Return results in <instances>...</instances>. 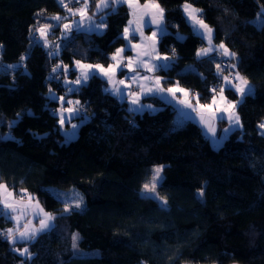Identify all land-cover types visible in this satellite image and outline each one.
Segmentation results:
<instances>
[{
	"label": "trees",
	"instance_id": "1",
	"mask_svg": "<svg viewBox=\"0 0 264 264\" xmlns=\"http://www.w3.org/2000/svg\"><path fill=\"white\" fill-rule=\"evenodd\" d=\"M96 1H89L90 16ZM156 2L170 33L159 40L158 52L171 57L175 48L176 56L171 67L155 74L164 87L178 81L199 94L200 103H209L211 89H218V57L196 58L205 43L183 14L187 2L214 29L213 44L223 42L235 53L224 59L254 90L236 109L240 128L222 147L212 148L195 123L177 127L175 109L156 96L146 97L155 111L133 113L95 76L68 93L69 100L80 102L74 119L81 122L67 140L54 113L57 103L48 97L66 95L63 68L59 79L48 73L62 63L72 79L75 60L109 62L123 46L128 9L119 4L107 10L102 35L74 31L62 41L57 24L47 37L61 49L50 56L35 29L53 24V14H66L59 0H0V42L9 46L5 66L0 65V183L15 196L26 190L56 217L52 228L30 242L13 246L0 235V264H264V136L258 132L264 121V0ZM177 34L185 39L178 41ZM13 62L17 66L10 69ZM186 65L191 68L184 71ZM224 95L239 100L231 89ZM9 133L12 138L5 139ZM157 166H163V180L155 192L165 206L143 193ZM49 186L77 188L84 195L83 209L61 213L62 203L45 189ZM197 191H203L201 199ZM12 226L0 216V232ZM25 247L30 258L17 251Z\"/></svg>",
	"mask_w": 264,
	"mask_h": 264
},
{
	"label": "snow or ice",
	"instance_id": "2",
	"mask_svg": "<svg viewBox=\"0 0 264 264\" xmlns=\"http://www.w3.org/2000/svg\"><path fill=\"white\" fill-rule=\"evenodd\" d=\"M59 3L67 9L70 16L79 15V20H73L71 23H64L61 30L62 41H69L72 33H94L97 35L103 34V28L106 26V12L111 8L115 11V7L121 3H127L131 10V15L134 19L129 20V26L124 28L123 39L128 42V45L122 48H117L115 53L111 56L113 63H109L107 67L97 63L89 64L82 63L81 60H75L74 64L76 70L80 75L77 76L75 81H68L67 75L71 71L68 65L57 64L52 72L56 75H60V69L63 68V75L65 77V83L70 85H84L87 81L95 76L106 78L110 88H106L105 91L109 92L113 96L119 97L121 100L127 98L131 105L129 111L133 113L142 112L145 109H152L151 105H145L141 103L142 97L159 95L161 99L171 98L179 106L177 127L182 125L186 119H195L198 117V123L207 129L208 133H211L210 140L214 147L219 149L222 147L223 142L227 139L228 133L233 128L240 126V117L236 111L238 105L243 102L244 98L253 94V88L249 84L248 80L240 75L238 71L230 72L228 75L223 76L224 84L220 85L219 89L213 88L211 100L209 103H200L199 94L193 95L190 90L180 86L177 81L175 85L165 88L163 86L164 81L160 76H156L155 73L160 70L168 69L171 67V62L176 56L175 48L172 50V56H161L158 52L159 40L169 35L167 25L165 23L164 9L156 2V0H147V2L140 6L138 0H98L96 3V11L91 16L87 14L89 0H82V7L73 10L69 7V3L72 0H59ZM183 11L189 22H191L193 34L198 36L201 41H207V47H201L196 50V58L198 60L208 57L211 58L213 52H220L225 57H235V53L229 51L223 42L219 45L213 44L214 29L205 23L202 18L201 10L194 8L191 4L185 3L183 5ZM264 11V10H262ZM101 12H105L104 16H101L99 21L94 19L95 16ZM145 16H150V22L145 21ZM67 17L54 16L51 19L54 21H62ZM135 25V27H132ZM150 25H155V30L152 31L151 36H145L144 29ZM58 25L45 23L40 25L35 31L39 32L40 38L44 40V47L54 49L49 52L50 56H58L60 53L61 45H51L47 41V36L51 29ZM136 34L140 36V43H132V37ZM178 41H183L185 38L176 35ZM130 45L131 49L135 52V55L127 58V64H124V56L126 48ZM66 46V45H65ZM23 59V57L21 58ZM14 67V66H13ZM122 67H127L130 73H134L128 79L131 83H126L125 80H115L117 71ZM233 69L236 65H231ZM143 68L146 73L152 75H141L139 69ZM191 68V66H189ZM217 75H222L224 68L221 64H216ZM56 75L52 78L55 79ZM135 85L139 88V91L132 90V86ZM123 86V87H120ZM231 88L235 90V93L240 97L237 101H229L224 95L226 89ZM128 89V95L125 97L124 91ZM78 88L69 87L68 92L78 91ZM51 94V92H50ZM179 94V95H178ZM54 97V94H51ZM61 107L57 110L59 115V125L63 128L66 121H69L80 115L81 106L80 102L73 100H65L64 96L59 98ZM193 99L195 103H193ZM65 103L69 105L65 107ZM192 113L196 114V117H192ZM67 114V115H65ZM227 118L229 127L224 129V134L220 137L216 135L215 121ZM78 127L73 125V130ZM261 129H264V123L259 125ZM264 134V133H262ZM67 135V133H66ZM5 139H11V133H9ZM163 166H157L153 168V174L151 179V185L145 183L143 190L147 193H155L156 188L160 181L163 180L161 172ZM64 194L57 193L56 198L60 199V196ZM200 196H203V191L200 192ZM64 213H69L74 209H80L83 206V197L78 193L71 199H65L64 201ZM31 215L34 219L39 220V227L32 225V220L27 219ZM0 216L6 220L15 222L14 228H9L6 232H0V235H6L7 240L13 246L18 240L20 241H33L37 236L52 228L55 216L46 212L41 206L38 200L35 199L26 190L20 196L19 201L14 199L13 193L8 191L5 184L0 183ZM78 235L73 234L72 240L73 249L77 248ZM22 257L30 258L31 254L27 247L17 250Z\"/></svg>",
	"mask_w": 264,
	"mask_h": 264
},
{
	"label": "crops",
	"instance_id": "3",
	"mask_svg": "<svg viewBox=\"0 0 264 264\" xmlns=\"http://www.w3.org/2000/svg\"><path fill=\"white\" fill-rule=\"evenodd\" d=\"M75 0H73V2H74ZM77 1V0H76ZM74 3H76V2H74ZM146 3V2H145ZM145 3H140V2H138V4L140 5V6H143ZM121 4H124L126 7H127V9H128V12H129V18H128V20L126 21V25L123 27V29H122V32H121V35H122V38H123V32H124V28L125 27H127V26H129V20H131V19H134V17L131 15V10L129 9V7H128V5H127V3H121ZM78 5V6H77ZM184 5V4H183ZM70 8H72L73 10H75V9H78V8H81L82 7V1L81 2H79V3H77L74 7H72V6H69ZM181 9L183 10V6L181 7ZM183 14H184V16H185V13H184V11H183ZM89 15V14H88ZM63 17H67L66 19H64V20H69V19H71V18H79L80 19V16L77 14V15H75V16H70V14H69V12L67 11V9H66V14H64V16ZM185 18H186V16H185ZM150 16H145V21H147V22H150ZM186 20H187V18H186ZM63 20L62 21H54V23H53V25H57V24H59V26H61L63 23ZM189 22V21H188ZM189 24H190V26H191V29H192V25H191V22H189ZM132 27H135V25H132ZM155 27V25H150L149 27H145V29H144V34H146V36H151V34H152V29ZM60 29H61V27H60ZM104 29V28H103ZM192 31H193V29H192ZM133 37L135 38V39H133ZM132 37V43H136V44H139V38H140V36H139V34H136L135 36H133ZM204 43H205V46L204 47H207V41H204ZM126 45H128V42L127 41H125L124 39H123V46H120L119 48H122V47H125ZM217 45H219V44H217ZM116 51V50H115ZM115 51L113 52V53H115ZM113 53H111L110 54V58H111V56L113 55ZM196 53V52H195ZM135 55V52L131 49V47H130V45L126 48V50H125V52L123 53V56H124V60H125V65L127 64V58L128 57H132V56H134ZM211 55H213V56H215V57H218V56H222V57H225V56H223L222 55V50H220V52H213ZM104 64H107V63H104ZM139 72H140V74L141 75H152V74H150V73H146L145 71H144V69L143 68H140L139 69ZM132 75H134V73H130L129 71H128V69H127V67H122L120 70H119V73H118V76H119V78H121L122 79V77H131ZM156 75V74H155ZM157 76V75H156ZM223 76L224 75H221V78H220V83L219 84H224V80H223ZM61 76L59 75V78H60ZM62 86L64 87V91H65V77H63L62 79ZM129 80V79H128ZM130 81V80H129ZM131 83V82H130ZM80 86V85H79ZM78 86V87H79ZM77 87V88H78ZM122 87V86H121ZM132 88H134V89H136L137 91H139V88H137L135 85H133L132 86ZM165 88H167V87H165ZM228 89H231V88H228ZM233 92H234V94H236L235 93V90L234 89H231ZM109 93V92H108ZM51 94H54V97L55 98H53V96L51 95ZM51 94L49 93L48 94V97L50 98V99H52L53 101H55L56 103H57V108L55 109V115H56V117H57V123H58V121H59V115L57 114V110L61 107V105H60V101H59V97L61 96V95H59V94H55L54 92H51ZM65 94L67 95L68 94V91H65ZM124 95H125V91H124ZM179 95V94H178ZM237 95V94H236ZM156 96V95H155ZM238 96V95H237ZM116 97V99L117 100H119V101H125L126 102V108L127 109H130V107H131V105L129 104V102H128V100H127V98H125V99H123V100H121V99H119L117 96H115ZM146 97H150V96H145V97H142V99H141V103H143V104H145V102H147L148 101V99L146 98ZM152 97H154V96H152ZM239 97V96H238ZM239 99H240V97H239ZM164 104L166 103V104H168V105H170L172 108H174L175 109V114H174V118L176 119V121L178 120V111H179V106L176 104V102L175 101H172L171 100V98L170 97H168L167 99H160ZM74 101H76V100H74ZM193 102V101H192ZM195 102V101H194ZM193 102V103H194ZM146 105V104H145ZM151 105V104H150ZM64 106H66V105H64ZM152 106V109H154V110H156V108L153 106V105H151ZM145 110H149V109H145ZM142 112H144V111H142ZM137 113H141V112H137ZM65 115H67V114H65ZM192 115V117H196V114L195 113H192L191 114ZM74 118H76V117H74ZM74 118H72L71 120H70V122L69 121H66L65 122V124H64V128L65 129H67L68 130V135H66L64 132V134H65V136L66 137H73V136H75L76 134V130H77V128L79 127V122H81V120H79V121H77V120H75ZM223 121H221V120H217V121H219L218 123H219V126L222 124V125H228L229 124V122H228V120H227V118L225 117L224 119H222ZM188 121H191V122H193V123H195L198 127H200V129H202V131H203V133H204V135L208 138V135H206V128H204L203 126H201L199 123H198V117L197 118H195V119H186L184 122H188ZM221 121V122H220ZM59 124V123H58ZM73 125H77L78 127H76L74 130H73V128H72V126ZM221 125V126H222ZM238 128H240L239 126H237V127H235V128H233V130L234 129H238ZM218 130H219V128H218ZM221 130H222V128H221ZM221 130H220V133H221ZM230 133V132H229ZM228 133V134H229ZM3 184V183H2ZM7 186V185H6ZM7 189H8V191H10V192H12L13 193V191H11L10 190V188L7 186ZM22 194H20L19 196H15L14 195V193H13V197H14V199H16L17 201H19V199H20V196H21ZM41 206V205H40ZM42 207V206H41ZM47 212V211H46ZM28 217H30L31 218V220L33 219V217L31 216V215H29ZM11 221V220H10ZM12 222V224H14V226H15V222H13V221H11ZM18 241H20V240H18Z\"/></svg>",
	"mask_w": 264,
	"mask_h": 264
},
{
	"label": "rangeland",
	"instance_id": "4",
	"mask_svg": "<svg viewBox=\"0 0 264 264\" xmlns=\"http://www.w3.org/2000/svg\"><path fill=\"white\" fill-rule=\"evenodd\" d=\"M65 2L67 3L68 2V0H65ZM72 2H73V0H72ZM89 7V6H88ZM54 16H60V17H63L62 15H58V14H53ZM53 16V17H54ZM90 16V15H89ZM99 16L96 18V20L97 21H99ZM73 20H79V18H71V19H69V20H64L63 19V24L64 23H71ZM63 24L61 25V30H62V28H63ZM153 30H155V27L152 29V31ZM145 36H146V34H145ZM60 37H61V34H60ZM36 38H37V40H39L40 42H42V44H44V40L43 39H41L40 38V35H39V32L37 33V36H36ZM47 41H48V37H47ZM139 43H140V38H139ZM49 44H51V45H56L57 44V42H55L54 41V43H51V42H48ZM48 49V51L50 52V51H52V50H54V49H51V48H47ZM7 51H9V46H8V44L7 43H5V42H0V65L4 62L3 60H4V55H5V53L7 52ZM160 54V53H159ZM170 54H172V51H170ZM161 56H164L165 54H160ZM219 57V56H218ZM82 62V61H81ZM82 63H86V62H82ZM87 63H89V64H97V63H90V62H87ZM99 64H101V65H103L104 67H107L108 66V64L109 63H113V61L109 58V62H107V64H104V63H102V62H98ZM124 64H125V60H124ZM5 66V64L3 63L2 64V67H4ZM16 67L17 66V63L16 62H13L11 65H9L8 67L11 69V68H14V67ZM73 68L74 69H76V66H75V64H74V66H73ZM189 68V65H186V67L184 68V71H186V69H188ZM190 69V68H189ZM77 71V74H76V76L74 77V78H67V80L68 81H75L76 80V78H77V76H79L80 75V73H79V71L78 70H76ZM118 73H119V71H117V73H116V76H115V80L116 81H119V80H125L126 81V83H130L131 81H129L128 80V78L129 77H122V79L121 78H119V76H118ZM223 73H224V71H223ZM97 77H100L99 75H97ZM100 78H102L104 81H105V85L103 86V90L105 91V89L106 88H110L111 86L108 84V81H107V79L106 78H103V77H100ZM56 79H59V75H57V78ZM66 84V83H65ZM176 84V83H175ZM174 84V85H175ZM220 85L221 84H219V85H217L218 86V89H219V87H220ZM173 86V85H172ZM69 87H73V88H77L78 87V85H70V84H66L65 85V91H68V88ZM121 87V86H120ZM123 87V86H122ZM170 87V86H169ZM132 90H135V91H137L136 89H134V88H132ZM69 93V92H68ZM192 93V92H191ZM193 94V93H192ZM127 95H128V89H125V97H127ZM194 95V94H193ZM64 97H65V100L67 101V100H69V98H68V94L67 95H63ZM156 97L157 98H159V99H161V97L159 96V95H156ZM119 98V97H118ZM120 99V98H119ZM73 101H74V99H73ZM193 102H194V99H193ZM209 102H210V100H209ZM195 103V102H194ZM145 104L146 105H150V102H145ZM65 105H67V104H65ZM69 105H67V106H65V107H68ZM129 110V109H128ZM77 118L79 117V116H76ZM82 119H87V115L86 114H83V117H82ZM219 121H215V129H216V135H217V137H220V136H222L223 134H224V129L225 128H228L229 127V124L228 125H220L219 126V123H218ZM80 123V122H79ZM261 123H264V121H262ZM260 123V124H261ZM259 124V125H260ZM259 125H258V132L261 134V135H263L264 136V134H262V133H264V129H261L260 127H259ZM218 128H219V130H218ZM221 128H222V130H221ZM60 130H61V132H64L65 134L67 133V135H68V130L67 129H65L64 127L63 128H61V126H60ZM220 130H221V133H220ZM206 135H208V139H209V142H210V146L212 147V148H216V147H214L213 146V144L211 143V140H210V136H211V133H208L207 132V129H206ZM74 137V136H73ZM73 137H67L68 139L67 140H69L70 138H73ZM46 190H48L49 191V194H51L54 198H56V195H57V193H60V194H64V195H61L60 196V199H57V200H59L61 203H62V205H61V213H64L63 212V208H64V200L65 199H71L75 194H79L80 196H82L83 197V206H84V203H85V199H84V195H83V193H81V191H79L77 188H74V187H71V188H68V189H57V188H55V187H53V186H49V187H46L45 188ZM200 192L201 191H197L196 192V194H197V197L199 198V199H201L202 197L200 196ZM143 193H145L147 196H152V197H154L156 200H157V202H158V204L159 205H161V206H165V204H164V201H163V199L160 197V196H157V194H156V192L155 193H147V192H145V191H143ZM41 205V204H40ZM83 206L80 208V209H75V210H81V209H83ZM49 213V212H48ZM51 213V212H50ZM52 214V213H51ZM27 219H29V220H31V218L30 217H27ZM11 224H12V222H11ZM32 225L34 226V227H39V220L38 219H32ZM15 226H14V224H13V226H12V228H14ZM75 254H80V255H85V254H87V253H84V252H82V251H79V252H77L76 250H75V252H74Z\"/></svg>",
	"mask_w": 264,
	"mask_h": 264
},
{
	"label": "built area",
	"instance_id": "5",
	"mask_svg": "<svg viewBox=\"0 0 264 264\" xmlns=\"http://www.w3.org/2000/svg\"><path fill=\"white\" fill-rule=\"evenodd\" d=\"M89 1H90V0H89ZM77 6H78V5H77ZM218 62H219V64H221L222 67L224 68V73H225L226 75H228L230 72H233V69H232V67H231V64H230L229 62H227V60L224 59V57L219 56V57H218ZM54 75H56V74H54V73L52 72V70L48 73V76H49L50 78H52ZM56 78H57V75H56ZM82 109H83V108H82Z\"/></svg>",
	"mask_w": 264,
	"mask_h": 264
},
{
	"label": "water",
	"instance_id": "6",
	"mask_svg": "<svg viewBox=\"0 0 264 264\" xmlns=\"http://www.w3.org/2000/svg\"><path fill=\"white\" fill-rule=\"evenodd\" d=\"M97 2H98V0L96 1V3H97ZM109 9H110V8H109ZM109 9H107V10H109ZM107 10H106V12H107ZM95 11H96V4H95L94 8L92 9L91 14L94 13ZM103 13H105V12H101L99 15H101V14H103ZM99 15H97V16H99ZM94 18H96V16H95Z\"/></svg>",
	"mask_w": 264,
	"mask_h": 264
}]
</instances>
